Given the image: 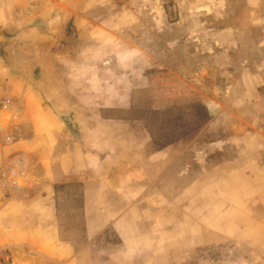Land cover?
I'll return each instance as SVG.
<instances>
[{"label": "crops", "instance_id": "obj_1", "mask_svg": "<svg viewBox=\"0 0 264 264\" xmlns=\"http://www.w3.org/2000/svg\"><path fill=\"white\" fill-rule=\"evenodd\" d=\"M26 1L12 0L2 7L7 9L15 2L21 8ZM37 2L34 22L19 16L16 22L36 24L40 20L55 32L54 39H69L71 53L67 51L66 58L95 56L110 73L121 76L102 94L83 86L73 63L54 67L43 63L42 74L47 75L38 87L18 81L16 88L28 123L24 126L30 127L10 148L0 140V172L19 167L25 175L19 181L21 192L3 187L0 178V249L21 264H135L140 255L149 252V241L138 242L139 234L149 232V153L140 151L149 135L130 130L127 122L132 118L109 117L100 109L85 119L103 122V126L86 128L80 123L85 113L78 106L93 102L123 112L138 88L137 74L148 66V61L139 64L138 58L156 55L149 51V34L177 29L184 36L196 35L188 19L204 15L209 21L204 30L208 43L197 51L213 59V72L221 70L226 58L230 71L239 75L234 84L242 89L237 103L255 105L264 115V0ZM161 55L171 54L165 48ZM238 56L246 59L236 63L233 58ZM88 85L94 89L93 84ZM64 116L67 121H78L79 129L67 128ZM106 121L119 122L120 128L106 129ZM231 135L236 138L234 143H241L239 152L245 155L240 168L249 169L244 160L253 161L251 154L256 159L262 156L264 132H251L243 124L233 127ZM113 136L119 138L116 147ZM248 162L247 167L264 174V165ZM0 264L5 262L0 260Z\"/></svg>", "mask_w": 264, "mask_h": 264}, {"label": "rangeland", "instance_id": "obj_2", "mask_svg": "<svg viewBox=\"0 0 264 264\" xmlns=\"http://www.w3.org/2000/svg\"><path fill=\"white\" fill-rule=\"evenodd\" d=\"M9 1L0 0V102L9 99L11 105L9 109L0 106V128L12 137L7 144L10 148L30 127L24 126L23 99L16 86L19 81L38 87L47 75L42 74L43 63L50 67L73 63L83 86L100 94L121 75L110 73L95 56L66 58L65 53H71L69 39H54L55 32L40 20L36 24L16 22L18 16L34 22L39 12L37 0H27L21 8L15 7V2L7 9L2 7ZM199 20L206 24H197ZM188 21L196 35L184 36L177 29L149 34V51L156 55L138 58L139 64L148 61V66L137 74L138 88L123 112L92 102L78 106L85 113L80 123L86 128L103 126V122L85 119L100 109L109 117L132 118L127 122L130 130L149 135V142L140 149L149 153V232L139 234L138 240L149 241V252L140 255L135 264H264V174L247 167V159L244 166L249 169L240 168L245 155L239 152L241 143H234L236 138L231 135L233 127L243 124L251 132H264L263 111L237 103L242 89L234 84L239 75L230 71L226 58L221 70L213 72V59L197 51L208 43V33L204 34L209 28L208 17L193 16ZM193 36L200 38L198 42ZM178 37L183 40L177 42ZM165 48L171 55H161ZM233 59L238 63L246 58ZM203 102L216 106L210 108L216 111L215 116L205 124L201 120ZM65 118L67 128L79 129L78 121ZM104 123L106 129L120 128L119 122ZM116 139L113 136L115 147ZM253 155L249 162L264 165V153L259 159Z\"/></svg>", "mask_w": 264, "mask_h": 264}, {"label": "built area", "instance_id": "obj_3", "mask_svg": "<svg viewBox=\"0 0 264 264\" xmlns=\"http://www.w3.org/2000/svg\"><path fill=\"white\" fill-rule=\"evenodd\" d=\"M11 103L9 99L2 100L0 102V106L4 109H9ZM0 140H2L6 145L12 142V137L10 135H6V133L0 128ZM25 175V170L19 167H12L8 169H2L0 172V178L2 182V186L5 188L15 189L17 191H22L20 186V179H22ZM0 260L5 262V264H21L13 260V258L7 252L0 249Z\"/></svg>", "mask_w": 264, "mask_h": 264}, {"label": "trees", "instance_id": "obj_4", "mask_svg": "<svg viewBox=\"0 0 264 264\" xmlns=\"http://www.w3.org/2000/svg\"><path fill=\"white\" fill-rule=\"evenodd\" d=\"M202 108H203V114L201 116L202 122L205 124L207 123L210 119H212L215 116L216 111L215 110H210L211 106L213 109L216 107L212 103L208 102H203ZM217 109V108H216Z\"/></svg>", "mask_w": 264, "mask_h": 264}]
</instances>
